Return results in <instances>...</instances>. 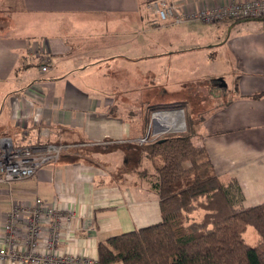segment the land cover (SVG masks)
Listing matches in <instances>:
<instances>
[{"label": "crops", "instance_id": "0c3cea01", "mask_svg": "<svg viewBox=\"0 0 264 264\" xmlns=\"http://www.w3.org/2000/svg\"><path fill=\"white\" fill-rule=\"evenodd\" d=\"M151 1L0 0V142L69 147L31 178L0 184V235L12 199L74 212L61 237L71 255L98 258L99 243L161 222L149 146L133 144L154 135L155 119L162 135L180 131L184 111L155 115L148 103L137 116V94L185 98L186 115H203L189 132L214 175L238 183L244 208L264 203V22L233 35L229 20L156 24ZM174 1L191 12L233 0ZM217 52L227 65L206 82Z\"/></svg>", "mask_w": 264, "mask_h": 264}, {"label": "trees", "instance_id": "16d2710c", "mask_svg": "<svg viewBox=\"0 0 264 264\" xmlns=\"http://www.w3.org/2000/svg\"><path fill=\"white\" fill-rule=\"evenodd\" d=\"M249 22L264 20L235 24ZM183 107L171 103L149 109L186 115ZM149 149L155 166L150 183L160 198L161 222L99 243L100 264H264V203L244 208L238 183L226 185L214 175L188 128L154 140ZM248 227L258 237L254 246L243 237Z\"/></svg>", "mask_w": 264, "mask_h": 264}, {"label": "built area", "instance_id": "2783aa9c", "mask_svg": "<svg viewBox=\"0 0 264 264\" xmlns=\"http://www.w3.org/2000/svg\"><path fill=\"white\" fill-rule=\"evenodd\" d=\"M146 8L156 24L264 20V0H233L220 8L191 12L174 0H153ZM45 71L46 66H42L41 72ZM0 143V184L8 187L32 177L46 164L59 161L62 152L69 148L64 145L13 148L3 140ZM74 218V212L40 198L30 203L12 199L1 224L0 264H100L96 257L71 255L62 250V232Z\"/></svg>", "mask_w": 264, "mask_h": 264}, {"label": "rangeland", "instance_id": "374dc122", "mask_svg": "<svg viewBox=\"0 0 264 264\" xmlns=\"http://www.w3.org/2000/svg\"><path fill=\"white\" fill-rule=\"evenodd\" d=\"M232 24L233 23H231V24H229L227 27L228 28H230V26H232ZM262 24V22H249V23H247V24H234L233 26H234V28H233V31H232V33H231V35H233L234 33H235V29L236 28H241V27H243V26H245V25H247V26H255V25H261ZM227 31H228V29H227ZM225 33H227V32H225ZM227 35V34H226ZM229 37V36H228ZM227 37V38H228ZM204 56V57H203ZM202 57L203 58H207L208 57V55H203L202 54ZM211 59V58H210ZM212 64H209V63H207V65H205V66H207L208 68H209V70H207L206 71V74L208 75V76H210L207 80H205L206 82H210L211 80H210V78H213V77H221L222 76V73H223V68H222V66L220 65V64H223V65H225L226 64V62H227V57H225V54L223 53V52H217V53H215V54H212ZM220 60H224L223 62H220ZM227 65V64H226ZM195 72L193 71H190V72H187V74H191V75H193ZM202 73V72H201ZM196 77H198V76H196ZM199 78V77H198ZM152 84V83H151ZM158 84V82L155 84V86ZM188 84V83H187ZM186 84V85H187ZM158 87V86H157ZM158 99L159 98H156L155 96H150V97H146V96H144V97H142V96H140V94H137L136 95V114H137V116H139V113L140 114H143L144 112H146V106H148V105H151V104H148V103H152V104H158V103H160V102H158ZM164 99V98H163ZM166 99H168V100H163V102H168V103H178V102H182V101H184V99L185 98H182V96L180 97V96H176V95H169V97L168 98H166ZM170 111V110H169ZM169 111H157V112H155V113H157V114H155V115H158V114H163V113H165V112H169ZM172 111V110H171ZM175 111V110H174ZM177 111V110H176ZM179 112V111H178ZM171 113V112H170ZM180 114H181V121L179 122V124L176 126V129L178 130V129H180V131H170V130H168V127H167V129H166V131H163L164 132V135H162V132H160L161 130H158L159 128H162L163 126H158V124H159V121L158 120H156L155 119V127H154V135L153 134H151V136L149 135V136H147V135H145L144 136V138L147 136V140H141V141H139V142H137V143H134L133 145H134V149H135V151H137V149H139V146L140 145H143V146H145L146 144L148 145V146H150V144H151V142L152 141H154V137H156L157 135H159L161 138H163L165 135H169V134H182V133H185L186 132V121H188V123H187V125L190 127V129H188V131H191V130H193V128L194 127H196L197 125H198V122L200 121L199 120V118L201 117V116H203V115H201V114H197L196 113V111L195 110H193V108H192V110H190V114L192 115H190L189 113L187 114V115H185L183 112H179ZM190 115V116H189ZM154 116V115H153ZM188 116V117H187ZM185 118V121H184V118ZM187 117V118H186ZM154 118H155V116H154ZM200 127H201V125H200ZM156 134V135H155ZM132 145V146H133ZM141 147V146H140ZM148 148V147H147ZM131 153V155H132V153L133 152H130ZM132 157H133V155H132ZM146 167L148 168L149 167V163H147L146 162ZM151 169V168H150ZM132 170V169H131ZM154 172V169H151V173H153ZM146 185H148L147 183H146ZM244 240H245V242L248 244V245H250V246H254V245H256L257 243H258V237H257V235H256V233L254 232V229L252 228V227H248L247 229H246V232H245V234H244Z\"/></svg>", "mask_w": 264, "mask_h": 264}, {"label": "bare ground", "instance_id": "6f19581e", "mask_svg": "<svg viewBox=\"0 0 264 264\" xmlns=\"http://www.w3.org/2000/svg\"><path fill=\"white\" fill-rule=\"evenodd\" d=\"M150 3V2H149ZM173 112H176V111H173ZM170 113V112H169ZM10 146H11V144H10ZM11 147H13V146H11ZM14 148V147H13ZM19 148V147H18ZM31 178V177H30ZM29 179V178H28ZM25 180V179H24Z\"/></svg>", "mask_w": 264, "mask_h": 264}, {"label": "water", "instance_id": "95a60500", "mask_svg": "<svg viewBox=\"0 0 264 264\" xmlns=\"http://www.w3.org/2000/svg\"><path fill=\"white\" fill-rule=\"evenodd\" d=\"M176 112H178V110Z\"/></svg>", "mask_w": 264, "mask_h": 264}]
</instances>
